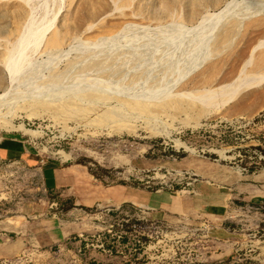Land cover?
Instances as JSON below:
<instances>
[{
  "label": "rangeland",
  "instance_id": "rangeland-1",
  "mask_svg": "<svg viewBox=\"0 0 264 264\" xmlns=\"http://www.w3.org/2000/svg\"><path fill=\"white\" fill-rule=\"evenodd\" d=\"M3 147L0 209L49 165L135 198L0 264H264V0H0Z\"/></svg>",
  "mask_w": 264,
  "mask_h": 264
},
{
  "label": "crops",
  "instance_id": "crops-1",
  "mask_svg": "<svg viewBox=\"0 0 264 264\" xmlns=\"http://www.w3.org/2000/svg\"><path fill=\"white\" fill-rule=\"evenodd\" d=\"M19 154L15 150L0 148L3 157L15 158ZM78 171L69 164L49 165L41 170L36 168L37 184L28 189L33 194L20 197L18 202L0 209L6 213L0 217V256L24 250L26 241H37L36 237H31L37 235V226L44 228V246L49 247L71 234L81 236L88 232L91 226L87 223V211L93 208L109 212L126 203L134 205V191L118 185L104 187L92 177H83ZM164 199L155 201L164 206L166 213L172 212V206L174 212H183L187 205L183 200L176 201L170 197L165 202ZM150 200L139 198L142 203H149ZM65 201L70 203L68 208H63L62 202Z\"/></svg>",
  "mask_w": 264,
  "mask_h": 264
},
{
  "label": "bare ground",
  "instance_id": "bare-ground-1",
  "mask_svg": "<svg viewBox=\"0 0 264 264\" xmlns=\"http://www.w3.org/2000/svg\"><path fill=\"white\" fill-rule=\"evenodd\" d=\"M227 7H228V6H227ZM227 7H226V8H227ZM226 8L223 9V10H221V12L219 11V13H216L215 17L213 16L214 18L212 17V19L214 20V19L216 18L215 20L218 22L219 20H217V19H221V18H222L221 16L225 15L224 13L226 12ZM220 17H221V18H220ZM205 21H206V20H205ZM202 23H205L204 20L201 21L200 24H202ZM38 31H39V30H38ZM31 32H32V31H31ZM32 33H33V32H32ZM34 33H35V32H34ZM36 34L39 35V33H37V32H36ZM32 35H33V34H32ZM21 36H22V35H21ZM22 37H23V36H22ZM32 37H33V36H32ZM35 37H36V35H35ZM40 38H41V37H40ZM40 38H39V39H40ZM35 39L38 40L37 37H36ZM56 39H57V37H55V36L52 37L51 40H50V43H52V44L55 45V44H56ZM32 40H34V38H32ZM23 41H24V40H23ZM39 41H40V40H39ZM20 42H21V41H20ZM30 42H31V41H30ZM34 42H35V40L33 41V43H34ZM36 42H37V41H36ZM21 43H23V42H21ZM25 43H26V42H25ZM11 60H12V59H11ZM10 62H11V61H10ZM12 63H13V61H12ZM12 63H11V64H12ZM11 64H10V67L14 66V68H16L14 64H13V65H11ZM8 67H9V65H8ZM12 68H13V67H12ZM12 68H11V69H12ZM14 68H13V69H14ZM8 69H9V68H8ZM9 72H10V71H9ZM10 73H11V72H10ZM13 73H14V72H13ZM13 73H12V74H13ZM14 76H15V75H14ZM41 101H42V100H41ZM35 102H37V101H35ZM45 102H46V101H45ZM45 102L42 103V105H43V106H46V107H51L52 110H54V111H60L61 109H67V108L69 107V104H71L69 101H65V102L63 101V102H60L59 104H58V103H57V104H51V103H49V102H48V103H47V102L45 103ZM43 106H42V108H43ZM38 107H40V106H38ZM44 110H45V109H44ZM80 110H81V109H80ZM84 111H85V110H84Z\"/></svg>",
  "mask_w": 264,
  "mask_h": 264
}]
</instances>
